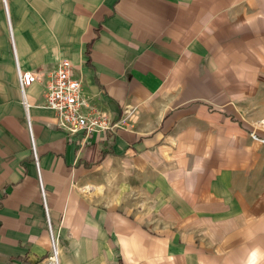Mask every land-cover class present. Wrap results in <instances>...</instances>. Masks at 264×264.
<instances>
[{"label":"crops","instance_id":"crops-1","mask_svg":"<svg viewBox=\"0 0 264 264\" xmlns=\"http://www.w3.org/2000/svg\"><path fill=\"white\" fill-rule=\"evenodd\" d=\"M0 48V264L48 219L60 264H264V0H0ZM62 60L114 132L57 127Z\"/></svg>","mask_w":264,"mask_h":264},{"label":"built area","instance_id":"built-area-1","mask_svg":"<svg viewBox=\"0 0 264 264\" xmlns=\"http://www.w3.org/2000/svg\"><path fill=\"white\" fill-rule=\"evenodd\" d=\"M18 78L23 93L40 81L35 73L21 71L19 67ZM45 107L55 112L57 127L69 136L85 133L90 137L95 133L114 132L118 128V124L109 115L101 112L90 103L83 92L81 81L74 75V68L69 60H62L48 81ZM258 131L264 132V120L260 121L251 133L253 140L264 145V136L258 135ZM33 150L35 165L39 169V160L35 153L34 143ZM39 181L42 193H45V188L40 180V174ZM46 213L49 217L47 207ZM48 230L51 238L52 252L47 264H60L57 243L49 219Z\"/></svg>","mask_w":264,"mask_h":264},{"label":"rangeland","instance_id":"rangeland-1","mask_svg":"<svg viewBox=\"0 0 264 264\" xmlns=\"http://www.w3.org/2000/svg\"><path fill=\"white\" fill-rule=\"evenodd\" d=\"M12 38V37H11ZM10 38V39H11ZM11 42V41H10ZM9 54L12 56V59L14 61V56H15V52H14V48H12V46L10 45V49L8 50ZM2 49L0 48V55H1Z\"/></svg>","mask_w":264,"mask_h":264}]
</instances>
